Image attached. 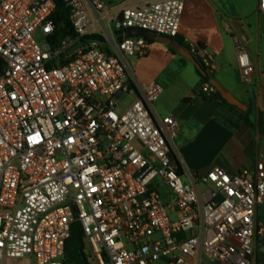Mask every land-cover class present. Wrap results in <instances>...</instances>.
Returning <instances> with one entry per match:
<instances>
[{
	"label": "built area",
	"instance_id": "2783aa9c",
	"mask_svg": "<svg viewBox=\"0 0 264 264\" xmlns=\"http://www.w3.org/2000/svg\"><path fill=\"white\" fill-rule=\"evenodd\" d=\"M63 2L73 37H59L54 0H0V264H65L77 223L90 264H252L264 159L254 172L179 173V122L156 115L162 87L140 85L126 63L150 46L126 33L176 38L185 0L120 12ZM258 10L264 19V0ZM234 43L242 82L264 108V67ZM189 51L215 72L206 49Z\"/></svg>",
	"mask_w": 264,
	"mask_h": 264
},
{
	"label": "crops",
	"instance_id": "0c3cea01",
	"mask_svg": "<svg viewBox=\"0 0 264 264\" xmlns=\"http://www.w3.org/2000/svg\"><path fill=\"white\" fill-rule=\"evenodd\" d=\"M102 1L110 11L120 12L140 0ZM250 2L247 12L244 4L231 0H185L179 34L188 49L192 44L206 49L216 67L214 76L247 107L248 117L205 95L196 66L163 43L154 41L142 56L126 58L140 85L154 83V76L166 70L186 86L170 104L161 102L162 88L154 106L158 117L173 116L179 122L175 148L185 174H205L216 166L231 173L254 172L256 162L264 159V131L259 126L260 117L264 124V108L256 100L255 88L242 82L234 43L246 24L256 25L262 18L259 0ZM256 28L260 37L258 25ZM248 50L256 67H264L259 50ZM256 221L264 227V207L258 208ZM252 264H264V233L254 239Z\"/></svg>",
	"mask_w": 264,
	"mask_h": 264
},
{
	"label": "trees",
	"instance_id": "16d2710c",
	"mask_svg": "<svg viewBox=\"0 0 264 264\" xmlns=\"http://www.w3.org/2000/svg\"><path fill=\"white\" fill-rule=\"evenodd\" d=\"M56 4V10L53 14V20L55 21L57 27H58V35L59 37H73L74 36V30L70 23V11L66 7L63 0H54ZM177 43H179L183 47H187L184 40L180 38L178 35L176 38L173 39ZM149 43H153V40L147 39ZM171 52L173 54H177L175 51L171 49ZM198 66V67H197ZM196 70L201 78V83L204 86L205 84H210L211 76H214L213 73L207 72L206 68L203 64L197 62ZM214 98L219 99L227 105L229 108H231L233 111H235L237 114H240L241 116L248 117L250 115L249 112H242L238 110L236 107L229 105L223 98L222 95L216 91L214 95H212ZM259 126L262 131H264V124L263 119L260 117L259 120ZM173 162L174 165L179 173H182V167L178 160V158L173 155ZM65 264H90L88 254H87V248L84 240V235L82 231V227L80 223H77L72 228V234L71 238L67 241L66 245V258H65Z\"/></svg>",
	"mask_w": 264,
	"mask_h": 264
},
{
	"label": "rangeland",
	"instance_id": "374dc122",
	"mask_svg": "<svg viewBox=\"0 0 264 264\" xmlns=\"http://www.w3.org/2000/svg\"><path fill=\"white\" fill-rule=\"evenodd\" d=\"M231 1H236L238 5L241 3L244 4V8L248 12V9L250 8L249 4L251 3L250 0H231ZM256 25H258L260 37L258 35V30L256 28ZM256 25L254 24L252 26V25L246 24V26L243 27L241 35H237V36L249 48H252L254 50H256V49L259 50L262 66H264V19L261 18V19L257 20ZM35 39L41 43L44 40L43 36L39 32L35 35ZM188 76L191 78L190 75H188ZM154 82L159 84L164 89V95L161 98V102L164 104H167V103L170 104L172 101H174L179 95L184 93L185 87H186V86L184 87L183 84L176 82L174 75L172 73H170L169 71H166V70L155 75L154 76ZM129 100H130L129 98H125L123 102H128ZM253 105L254 104H252V106ZM163 191L168 192V190L166 188H164ZM8 264H17V262L16 261H9ZM19 264H25V263L21 262ZM156 264H163V263L158 262Z\"/></svg>",
	"mask_w": 264,
	"mask_h": 264
},
{
	"label": "water",
	"instance_id": "95a60500",
	"mask_svg": "<svg viewBox=\"0 0 264 264\" xmlns=\"http://www.w3.org/2000/svg\"><path fill=\"white\" fill-rule=\"evenodd\" d=\"M135 37H142L145 39L153 40L155 42L163 43L169 46L170 49L178 53L181 57L190 61L195 66H197V62L195 58L193 57V55L190 53L189 49L187 47L181 46L179 43H177L173 39L159 36L154 33L144 31V30H130L126 33V38H135ZM82 45L83 43L78 45L71 52L82 47ZM210 84L216 89V91H218L222 95V98L229 105L236 107L240 111H243V112L247 111V107L243 105L240 101H238L215 76H211Z\"/></svg>",
	"mask_w": 264,
	"mask_h": 264
}]
</instances>
